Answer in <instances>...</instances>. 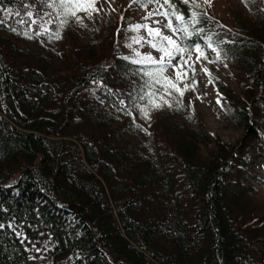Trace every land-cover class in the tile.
Wrapping results in <instances>:
<instances>
[{
    "label": "trees",
    "instance_id": "obj_1",
    "mask_svg": "<svg viewBox=\"0 0 264 264\" xmlns=\"http://www.w3.org/2000/svg\"><path fill=\"white\" fill-rule=\"evenodd\" d=\"M246 7L250 20L195 9L192 38L221 50L231 84L210 76L243 130L235 144L184 104L124 114L142 81L117 46L123 14L58 40L0 26V264H264V0Z\"/></svg>",
    "mask_w": 264,
    "mask_h": 264
},
{
    "label": "snow or ice",
    "instance_id": "obj_2",
    "mask_svg": "<svg viewBox=\"0 0 264 264\" xmlns=\"http://www.w3.org/2000/svg\"><path fill=\"white\" fill-rule=\"evenodd\" d=\"M97 2L98 0H20L21 10L13 12L7 8L0 9V12L8 13L7 17L0 14V26L7 25L9 31L27 39L43 35L49 40H58L62 38L61 30L70 20H74L80 27H87L84 17L91 20L93 13L102 10L96 7ZM133 3L142 9L153 4L156 8L143 17L145 21L151 20V24L137 23L127 29L134 33H140L143 29L146 35L129 37L124 45L131 50L132 55L121 58L140 66L136 74L140 75L142 83L128 94V106L121 110L125 115L131 116V109L135 108L140 117L146 120L150 119V110L164 107L171 109L174 105L176 110H183L180 98L188 89L195 90L197 84L195 64L202 59L209 63L221 59V50H218V45L214 46L211 35L203 38V45L200 39H192L194 35L198 36L204 31L196 27L200 23V16L206 15L195 10L201 8L202 4L200 0H133ZM204 3L210 5L211 0H204ZM181 4L188 6L187 12L178 6ZM79 13H83L84 17ZM12 17H20L15 21L18 27L9 24ZM153 17L161 19H152ZM165 30L169 34L166 35ZM145 46L159 53V56H154L152 52L142 53L140 49ZM207 50L216 54L215 60H208ZM193 53L197 54L195 61L192 60ZM202 71L211 75L207 68H202ZM180 85H183V89ZM119 103L124 105L125 102L121 99ZM188 118L192 119L191 116ZM3 227L5 226L0 224V228Z\"/></svg>",
    "mask_w": 264,
    "mask_h": 264
},
{
    "label": "rangeland",
    "instance_id": "obj_3",
    "mask_svg": "<svg viewBox=\"0 0 264 264\" xmlns=\"http://www.w3.org/2000/svg\"><path fill=\"white\" fill-rule=\"evenodd\" d=\"M202 4L201 8L206 12L210 13L217 19L222 21H231V15L241 14L242 17L250 20L249 11L246 7L245 0H211V4L204 3V0H200ZM97 8L102 9L99 13H93V20L105 21L107 19H117L121 14H123L129 20V26L135 25L137 23H149L152 21H145L143 17L147 15L148 12H151L155 9L154 6L149 5L147 9H142L135 3L133 0H98L96 4ZM194 7V6H193ZM84 17L83 13H79ZM152 19H161V17H153ZM91 22V20L84 17L85 25ZM74 20H70L69 24H75ZM175 23V22H174ZM159 27V25H155ZM165 34H169L165 30ZM136 35H146V32L142 29L140 33H134L126 30V34L118 42L119 53L122 56L132 55L131 50L126 48L124 45L127 38L133 37ZM203 45V43H201ZM47 46V44L45 45ZM44 46V47H45ZM43 47V48H44ZM134 47H139L134 45ZM142 53L152 52L154 56H159V53L152 50L150 47L145 46L140 49ZM196 53H193L192 60H196ZM208 60H215V53L207 50ZM202 68H207L208 72H214L216 77L219 79L231 84L229 80V70L219 61L209 63L207 60H201L195 64L197 84L195 90L188 89L185 91L184 96L180 98L182 104L190 106L196 112H198L203 120L205 130L210 132L211 135L219 136L223 141L235 144L238 142L242 135L243 130L241 127L236 126V122L233 120V116H236V112L228 107V104L215 88L212 83L211 76L202 71ZM183 75V74H182ZM183 89V86L181 87ZM162 109L160 110H150V119L156 116H160ZM143 125L148 127V124L142 122ZM136 133H133L134 137H138L141 131L137 130ZM263 167H258V170L264 171V161L260 158ZM259 199L264 201V190H259L256 194Z\"/></svg>",
    "mask_w": 264,
    "mask_h": 264
}]
</instances>
